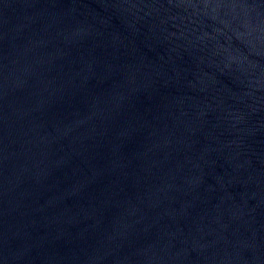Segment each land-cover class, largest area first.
<instances>
[{"label": "water", "instance_id": "1", "mask_svg": "<svg viewBox=\"0 0 264 264\" xmlns=\"http://www.w3.org/2000/svg\"><path fill=\"white\" fill-rule=\"evenodd\" d=\"M0 264H264V0H0Z\"/></svg>", "mask_w": 264, "mask_h": 264}]
</instances>
